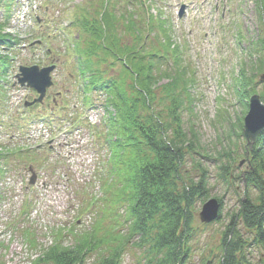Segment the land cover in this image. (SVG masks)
<instances>
[{
	"label": "rangeland",
	"instance_id": "1",
	"mask_svg": "<svg viewBox=\"0 0 264 264\" xmlns=\"http://www.w3.org/2000/svg\"><path fill=\"white\" fill-rule=\"evenodd\" d=\"M6 1L9 0H0V15L4 14ZM142 1L146 3L142 5L139 0H119L117 13L132 12L134 9L141 13L146 6L153 14H156V9L161 10L170 20L173 42L180 45L184 52L183 67L187 70L188 66L194 73L190 77L194 83L187 90L180 89L183 105L178 110V116L182 132L193 139L194 144L185 149V158L178 171L180 182L177 186L183 188L198 184L204 178L206 193L198 196L191 208L190 226L195 231L189 242L191 250L187 262L217 264L223 254L224 233L238 212L241 199L246 196L252 201L258 199L254 185L242 179L250 171L251 156L247 155L243 135V120L248 112L249 99L241 97L239 86L242 71L246 68L250 76L253 62L257 60L260 67L264 60L261 51L264 17L260 12V1ZM14 2L20 8L21 0H13V4ZM41 5L43 8L38 11V15L42 21L50 17L51 21L55 18L70 25L77 7L86 6L90 15L95 17L92 12L100 5V1L43 0ZM183 7L185 10L181 15ZM145 13L147 11H144V17ZM15 16H18V10ZM32 17L34 20L35 15ZM43 30L39 32L31 26L27 28L33 34L30 40L43 39ZM7 32L17 30L11 27ZM73 32L74 34L70 32L72 37L77 34L76 30ZM129 41L132 42L130 38ZM17 54L19 63L30 62L32 58L29 52ZM120 70L121 66H118L117 70L109 71V75L118 76ZM254 72L252 89L263 99L264 71ZM56 78L61 80V76ZM74 81L75 78L73 81L69 80L70 94L67 99L70 101V110L66 117L69 119L84 114L87 119L83 126L89 121L98 128V133L103 130L105 134V112L100 100H96L93 107H83L81 95L78 96V90H83V83L80 80ZM162 82L166 84L168 80ZM131 85L132 80L127 77L129 93L132 92ZM158 90L166 91L164 86ZM161 96L166 95L163 93ZM171 102L172 100L160 101L156 105V111L165 123L172 120L169 111ZM43 113L47 117L51 116L49 111ZM6 118L0 116L4 123L0 125V148H34L53 138L58 131L71 128L69 121L55 123L54 127L59 126L57 129L52 133L45 131L44 137L35 140L32 138L37 136L31 135L28 130L34 131V125L39 124L40 120H22L20 126L13 131L6 128ZM46 121L50 122L52 119L47 118ZM83 126L73 137H63L57 141V151L51 155L48 153L49 159L45 162L46 156L40 155L37 161L18 162L17 158H12L10 165L6 166L8 172L0 180V264H33L41 252L55 244V233L60 230L64 232L63 245L73 250L80 246L79 242L86 236L97 235L102 242L85 255L84 264H101L113 255L114 248H118L123 236L128 235L131 220L126 206L114 207L121 184L113 183L115 177H111L109 173L110 150L93 133L96 129L85 130ZM148 156L154 158L150 152ZM29 166L33 167L38 176L35 185L30 184ZM223 172L226 176L220 175ZM110 184L114 188L108 190L107 186ZM208 198H221L223 210L219 221L205 225L201 223L199 214ZM113 209H116L115 213L111 212ZM151 223L148 241L146 243L144 240L143 246H139L140 235L125 239L127 242L124 251L118 258L120 264H146L154 258L152 248L157 243L161 227L158 229V218ZM236 224L242 241L245 242L243 253L253 262L264 260V248L253 243L255 233L246 229L238 219Z\"/></svg>",
	"mask_w": 264,
	"mask_h": 264
},
{
	"label": "trees",
	"instance_id": "2",
	"mask_svg": "<svg viewBox=\"0 0 264 264\" xmlns=\"http://www.w3.org/2000/svg\"><path fill=\"white\" fill-rule=\"evenodd\" d=\"M259 1L260 12L264 17V0ZM98 15L100 18L93 20L83 16L79 24L90 37L89 46L93 50L88 57H92L96 50H101L104 55L102 63H107L110 58L112 67L121 65L119 77L105 80L102 76L95 79L101 80L106 105L112 109H108L107 120L108 143L113 155L111 174L116 177L113 183L121 184L114 207L126 206L131 220L128 235L123 236L118 248H114L113 255L101 264H120L118 258L124 251L127 238L140 235L139 246L144 245V240L147 243L151 222L157 218L160 220L158 229H161L157 243L152 248L154 258L146 264H189V242L195 231L190 226L191 208L195 199L206 191L204 178L198 184L183 188L177 186L185 149L194 144V140L182 132L178 110L183 105L180 89L187 90L194 81L188 69L183 67L180 49L174 48L169 30L161 18L151 17L142 24L137 21L136 12L131 16L114 13L109 1L104 3ZM159 34L164 36L165 46L160 42L159 48L158 45L149 44L151 36L160 38ZM261 51L264 55V40ZM169 59L173 63L167 64ZM251 70L250 76L246 68L240 76L239 89L244 99H249L255 93L252 89L254 70L264 71V60L260 67L257 60L253 62ZM127 77L132 80L131 93L126 86ZM165 79L168 82L163 84ZM161 86L166 91H159ZM163 93L166 96L162 97ZM168 100H172L169 109L172 120L165 123L156 111V105ZM148 152L153 155V159L148 156ZM249 155L250 171L242 179L254 185L258 199L252 201L247 196L241 199L240 208L224 233L223 254L217 264H264V260L253 262L243 253L245 242L236 224L238 219L246 229L253 231V243L264 248V134L258 138ZM220 175L226 176V173ZM108 188L112 187L109 185ZM219 201L223 204L221 198ZM63 235L60 232L55 244L41 252L33 264H84L85 255L102 242L97 235H88L73 250L63 245Z\"/></svg>",
	"mask_w": 264,
	"mask_h": 264
},
{
	"label": "water",
	"instance_id": "3",
	"mask_svg": "<svg viewBox=\"0 0 264 264\" xmlns=\"http://www.w3.org/2000/svg\"><path fill=\"white\" fill-rule=\"evenodd\" d=\"M52 68L39 71L38 68L23 69L24 79L22 82H29V84L39 91L51 85L50 72ZM264 132V102L259 95H254L250 100V109L245 117V125L243 134L247 140V146L250 150L253 149L254 144L260 134ZM221 204L212 198L202 208L200 213V220L202 223L210 224L216 221L219 217Z\"/></svg>",
	"mask_w": 264,
	"mask_h": 264
}]
</instances>
